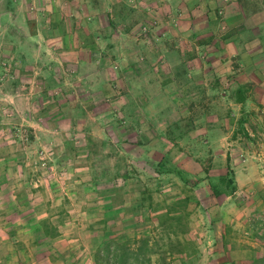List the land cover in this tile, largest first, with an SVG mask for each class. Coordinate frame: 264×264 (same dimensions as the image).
I'll return each mask as SVG.
<instances>
[{
	"label": "crops",
	"instance_id": "crops-1",
	"mask_svg": "<svg viewBox=\"0 0 264 264\" xmlns=\"http://www.w3.org/2000/svg\"><path fill=\"white\" fill-rule=\"evenodd\" d=\"M32 4H37L36 12L31 11ZM263 7L264 0H230L228 4H224L221 0H51L50 2L0 0V27L5 29V43L0 48V53L5 56V60L0 70L10 72L9 77L12 80L19 79V82L15 81L17 87L26 86L29 90L31 85L30 93L6 92L2 100L8 104H6L8 110L19 112L18 116L15 114L16 117L26 122L21 126L27 125L37 136H42L46 132L52 134L62 132V127H59L60 120L67 117L64 111L62 112L64 105L69 106L68 111L71 113L69 116L74 120H80L87 115L94 121L119 117L118 128L123 130V134L117 142L121 143L133 135L136 137L131 141L134 145L127 146L124 142L121 146L118 144L117 146H100L102 152L106 153L110 147L116 151L117 155L132 152L136 163L150 173L147 163L151 160L162 161L163 158H167L170 149L168 146H160L165 148V152L162 151L161 154L157 146H152L160 142L155 137L161 136L163 132L156 130L153 122L156 116L150 112L144 114L141 112L144 108L141 106L145 103L169 102V89L173 86L183 87L195 81L203 88L207 86L205 78L212 76L214 93L219 96L220 101L229 99L230 104L234 105V110L236 107V110L242 111L236 121L251 118L253 115L258 120L261 119L255 115V112L248 113L249 110H256L253 108L254 102L259 105L264 104V30L255 31L251 26L255 18L264 13ZM169 12L178 16L180 28L177 33L180 34L174 35L178 37L176 42L182 45L179 48L168 46L163 49L150 46L146 51L141 48L142 50H134L133 54L136 56L132 64H124L125 59L120 61L117 56L119 53L124 54L123 50L113 49L112 41L134 37V33L146 26L145 24L158 25L155 16L165 13L164 16L167 17ZM141 13L145 21L141 20ZM221 20L231 23L232 30L227 33L221 32L220 29L215 31L214 24ZM17 23L23 31H17L14 26ZM67 23L70 25L65 28L64 25ZM247 23H250V26H243ZM46 26L48 29L40 30L41 27ZM153 28H158L156 33H160V36L152 37L151 34L149 36L141 34V36L161 39L168 37L171 32L163 24L162 27ZM189 29H192L193 33L189 34ZM16 34H20L19 46H14ZM183 39L185 40L182 42ZM99 41L106 42L107 46L103 47ZM44 42L50 48L47 50L58 56L57 62L48 67L42 66L38 61L28 64L25 56L31 55V52H28L30 50L24 44L32 46V50L39 55V53H46ZM50 43L56 46L51 48ZM147 43L151 45V40L149 39ZM114 63L120 67L122 72L120 75L128 76L132 72L134 89L131 96L124 89L125 86L130 87V82L120 78V75L115 77L111 73L115 69ZM18 70L21 71L20 78L16 73ZM28 71L35 73L28 74ZM62 72L72 77L70 87L73 90L70 88L69 92L66 91L67 88L65 89ZM80 76L83 77L80 78ZM115 78L117 80L114 81ZM49 86L61 88L60 95L48 97L49 93L45 91ZM33 87L36 89L35 94L32 92ZM114 88L117 89V94L113 92ZM119 88L123 89L119 91ZM114 95L117 97L114 98ZM101 103L106 107L96 106ZM122 103H133V108L137 106L139 110L137 111V108L133 112L123 110ZM115 104H120V108L115 109L117 113L113 110L105 111L107 107ZM93 106H95L94 114L91 111ZM231 113L229 111L225 118L236 117L234 112ZM33 115L37 116L42 123L32 121ZM147 119L152 121L147 124L145 123ZM94 123L97 124V122ZM1 125L5 126L1 133L14 128L7 123ZM100 125L103 126L102 123ZM219 126L221 129L217 130L222 133L224 139L237 133L235 127L222 128L224 127L222 123ZM109 127L110 129L114 127L105 126L107 132L111 133ZM208 133L210 132L207 130L206 134ZM89 134L93 136L94 131ZM146 134H152L155 140L152 142L145 140L143 136ZM103 141L106 140L103 139L101 143ZM37 147H42L41 151H51L52 157H49V161L55 162L57 153L53 146ZM81 147L88 152L92 146ZM223 147L213 146V149L221 152ZM32 148L33 146H25L26 158H29L28 154ZM8 149V146H0V264H55V256L62 258L64 263H68L70 258L68 259L64 252H57L55 248L66 237L64 229L67 231L73 229L71 224L61 222L60 217L77 212L74 208L75 200L71 201L68 210L51 211L55 197L61 193L59 192L61 172L65 171L66 178L83 175L78 173L80 169H75L81 155L76 152V157L74 156L61 167V170L60 168L55 171L51 169L50 175L44 177L42 181L43 188L37 192H31L27 189L23 190L24 182L17 178V174L21 175L20 168L23 167L20 165V157L14 160L12 158L14 156L7 154ZM237 150L241 151L242 147L226 146V159L231 157L230 160H232ZM247 156L245 155L244 158L248 161ZM215 158L217 159L218 156L216 155L214 160ZM188 163L186 161L185 164L181 162L177 165L185 167ZM139 178L140 176L134 175V180L138 181ZM235 182L238 187L245 185L238 178ZM76 189V186H70L66 195L69 197L75 195L72 191ZM63 191L68 190L65 188ZM235 194L236 192L233 193ZM229 195L227 199L233 197ZM42 197L51 199V210L48 214L45 211L37 212L36 206V208L30 207L36 203L37 198ZM46 217H51L49 218L50 226L56 229V236L45 235L42 221ZM56 262H58L57 259Z\"/></svg>",
	"mask_w": 264,
	"mask_h": 264
},
{
	"label": "rangeland",
	"instance_id": "rangeland-1",
	"mask_svg": "<svg viewBox=\"0 0 264 264\" xmlns=\"http://www.w3.org/2000/svg\"><path fill=\"white\" fill-rule=\"evenodd\" d=\"M47 1L50 2L51 0ZM221 1L224 4L230 3V0ZM31 11H37V4H32ZM164 14L155 16L158 25L145 24L146 26H141V31L139 29L134 33V37L120 41L114 39L112 41L113 49L119 48L123 50L124 54L119 53V56H117L120 61L125 59L124 64H132L136 56L133 54L134 50H142L141 48L146 51L150 46L151 48L163 49L168 46L179 48L182 45L180 42H176L178 37L174 35L180 34L177 33L180 28L177 21L178 16L176 17L173 12L167 13V17ZM140 16L141 20L145 21L142 13ZM162 24L166 26L167 30L171 31L169 36L161 39L152 38L160 36V33H156L158 28L154 29L153 27H162ZM230 24L227 20H221L214 24L215 31L220 29L221 32L227 33L232 30ZM69 25L70 23H67L64 27H69ZM246 25L250 26V23L243 24V26ZM14 26L18 32L23 31L19 23L14 24ZM251 26L255 31L264 30V13L257 16ZM46 29H48V26L40 28V30ZM149 29L153 31L149 32ZM4 33L5 29L1 26L0 48L5 43ZM190 33H193L192 29H189ZM141 34H148V36L151 34L152 37L149 38L147 36L144 38V35L141 36ZM16 37L14 40L16 45L14 46H19L20 34H16ZM149 39L151 40V45L147 43ZM194 43L197 44V42ZM99 44L103 47L107 46L106 42L99 41ZM24 46L29 48L30 51L28 52H31V55L25 56L28 64H34L38 61L42 66L48 67L57 62L58 56L47 50L50 48L45 42L46 53H39V55L32 50V46L25 44ZM49 46L53 48L56 45L50 43ZM4 60L5 56L0 53V66H3ZM113 66H115V69L111 73L116 77L122 72L116 63ZM29 72L34 71H28V74ZM9 73L5 70H0V124H11L14 128L0 134V146H8L7 154L14 156L12 157L14 160L20 157V165L23 167L20 168L21 175L17 174V178L23 180V190L27 189L31 192L41 190L44 186L42 183L44 177L49 176L50 172L56 170L53 169L51 171L47 166V162H52L49 161V157H52V152L41 151L42 147L38 148L37 146H53L57 153V158L63 155L66 150L65 142L70 140L71 155L76 157V152L81 155L75 169H80L78 173L83 175L66 178L65 171H62V177L58 178L60 182L59 192L61 193H59L58 197H55L56 201L54 200L53 202L54 207L51 212L55 209L68 210V206L69 204L71 205L73 200H75L76 206L74 208L77 212L68 213L60 217L61 222L71 224L73 229L68 231L64 229L63 232L66 233V237L62 239L59 246L55 249L57 252H64L65 256L70 259L68 263H64L62 258L55 256V264H97L95 255L100 247L103 248L102 240L104 237L108 236L113 240H119L131 235L133 231L134 233L137 231L140 238L149 237L151 246L159 254L176 248L175 244L177 243L174 246L170 245L171 241L168 234L152 231L151 228L154 225L156 227L158 225L156 219L150 222L147 221L148 218L140 220L142 215L138 213L143 210L139 207L136 209V206L143 199V204L145 203L146 206H148L149 202L153 203L154 209L151 210L152 214H154L153 216H158L173 208L181 210L185 219L178 228V237L181 241L186 238L194 243L192 248L180 247L188 254V257H182L186 264H264V118H262L264 116V104L259 105V103L254 102L253 108L256 110H249L248 113L255 112L257 117H261L260 120L253 115L251 118L236 121L242 111L236 110V107L234 110V105L230 104L229 99L220 101L219 96L214 93V79L212 76H208L205 78L207 86L203 88L197 85L195 81H191V85L187 83L183 87L176 85L169 89V102L145 103L141 106L144 108L141 112H144V114L150 112V114L156 116L153 121L156 130L163 132L161 136L155 137L160 142H156L152 146H157L159 153L165 152V148L160 146H168V149H170L169 156L166 159L163 158V160L165 159L170 167L181 168L192 174L195 180H199V185L193 187L184 185L175 175L155 176L152 172L149 173L148 170L136 163L132 152H126V154L118 153L117 155L116 151L111 147L109 151L106 150V153L102 152L100 146H117V144L121 146V143L123 144L124 142L127 146L134 145L131 141L135 140L136 137L133 135L129 139L121 141V143L117 142V139L119 140L120 135L123 134V130L118 128V124L120 126L119 117H115V119L102 118L94 121L87 115L86 117H81L80 120H74V118L69 116L71 114L68 111L69 106L64 105L62 112L64 111L67 117L60 120L59 127H62V132L60 134L46 132L42 136H37L27 125L21 126V124H26V122L16 117L19 112L8 110V104L2 100L6 92L30 93L31 85H29V90L26 86H15L17 85L15 81L19 82V79L12 80L9 77ZM16 73L18 78H20L21 71L18 70ZM62 74L64 76L63 81L66 84L65 89L67 88L66 91L69 92L71 91L70 88L72 89L70 87L72 86V77L63 72ZM83 76H80V78ZM132 76V72L128 76H125V74L120 75V78L130 82V87H124L126 89L125 92L129 96L133 94L132 91L134 89ZM107 77L109 78L108 75ZM8 79L9 81H7ZM122 89L119 88V91ZM35 91L36 89L33 87V94H35ZM116 91L117 89L114 88L113 92L115 94H117ZM45 92L49 93L48 97H58L61 93V88L49 86ZM68 92L67 94H69ZM113 97L116 98L117 95ZM96 106L106 107L102 103ZM119 106L120 104L109 106L105 111L113 110V112L117 113L118 111L116 110L120 108ZM122 106L124 107L123 110L128 112L136 111V108L137 111L139 110L137 106L133 108V103H122L121 109ZM94 107H91L93 114ZM229 111L232 112L231 114L234 112L236 117L225 118ZM38 119L37 116H32V121L42 123ZM150 121L152 120L147 119L145 123L148 124ZM94 122H97V124ZM221 123L224 126L222 128L235 127L237 133L233 136L228 134L230 137L228 136L227 139H224L222 133L217 130L221 129L219 126ZM106 125L114 127H111L112 129L109 127V132L111 133L107 132ZM204 128L210 133L206 134L207 130L205 131ZM92 131H94L93 136L89 134ZM143 137L150 142L155 140L152 134H146ZM103 139L106 141L101 143ZM25 146H33L28 154L30 155L29 158H26ZM81 146L92 147L87 152ZM213 146L224 147L220 152L214 151ZM226 146H240L242 150H237L236 155L230 160L231 157L226 159ZM216 155L218 158L214 160ZM245 155H248V161L244 158ZM250 157L253 158L250 159ZM23 160L24 162H22ZM186 161L189 163L185 167L177 165L181 164V162L185 164ZM43 162H45V166L42 165ZM91 166L92 168H90ZM118 167L120 170L128 169L134 171L137 176H140L139 180L136 181V179L132 178L127 183L119 181L115 189L110 193H100V191L103 192L104 188L100 186L99 189V186L94 183L95 175L107 170L106 174L101 178L110 177L116 172ZM230 171L232 176L229 178H233L234 183L228 186L227 178ZM237 178L241 182L246 180L243 182L245 185L238 187L235 182ZM52 179L55 180V178ZM38 180L41 183H37ZM70 186H76L77 189L72 191V193L75 192V195L69 197L66 194H68ZM65 188L68 191H63ZM234 192H236L235 195H233ZM229 194L233 195L234 198L227 199V196H230ZM47 199L43 197L41 199L37 198L36 203L33 206L30 205V207H37V212L42 213L45 211L48 214L51 210V199L49 197ZM187 199L188 203L178 206L180 202ZM27 206L29 205L27 204ZM49 218L51 217H46L45 220L51 222ZM130 218L138 220V228L136 230L135 228L132 230V226H129L130 222L128 224L125 221L130 220ZM146 228H148V231H144ZM172 239L174 242L177 240L174 236ZM154 258L156 259L157 257L154 256ZM56 259L58 262H56ZM167 261H169V258ZM174 264L180 263L174 262Z\"/></svg>",
	"mask_w": 264,
	"mask_h": 264
},
{
	"label": "trees",
	"instance_id": "trees-1",
	"mask_svg": "<svg viewBox=\"0 0 264 264\" xmlns=\"http://www.w3.org/2000/svg\"><path fill=\"white\" fill-rule=\"evenodd\" d=\"M4 128L5 126L0 124V133L4 130ZM65 146L66 150L63 155L57 157L55 162H48L47 166L50 169H59L73 159L74 156H72L70 153V140L66 142ZM165 159L162 161L151 160L147 163L152 174H155L156 176L175 175L186 186L191 185L193 187H197L199 185V180H195L192 174L178 167H170ZM106 172L107 170L102 171L101 174L97 173L94 178V183L99 186V189L100 186H103V192L100 191V193L103 194L110 193L112 190H114L119 181L122 183H127L130 179L134 178V175H136L134 171H130L128 169L120 170L118 167L112 176L101 178L104 176V174H106ZM231 176L232 173L230 171L227 178L228 186H231L234 183L233 178H229ZM143 201L144 199L136 206V209L139 207L143 210L142 212L138 213L139 215H142L140 220L148 218L147 221L150 222L156 219L158 221V225L157 227L154 225L153 228H151L152 231L154 230V232L168 234V237L171 241L170 245L174 246V244L177 243L175 244L176 248H172L165 253L159 254V252L155 251V248L151 246L150 238H140V236L137 234V231L135 233L133 231L131 235L127 237L125 236L119 240H113L106 236L102 240L103 248L100 247L95 255L97 264H174V262L186 264L182 257H188V254L185 250L180 249V247L186 246L192 248L194 247V243L192 240L186 238L181 241V239L178 237V228L182 225L185 219L184 215L181 213V210L173 208L167 210L163 214L153 216L154 214H152L151 211L154 209L153 203L149 202L148 206H146L145 203L143 204ZM183 203H188V199L186 201L180 202L178 206L182 205ZM130 220L125 221L128 224L130 222L129 226H132V230H134V228L136 230L138 228V220L135 218H130ZM173 222L176 223L175 227V223ZM42 225L46 236L57 235L56 229L51 228L50 222L48 220L42 221ZM147 229L148 228H146L144 231H148ZM172 235L177 239L175 240L176 242L173 241ZM154 256L157 258L155 259ZM168 258L169 261H167Z\"/></svg>",
	"mask_w": 264,
	"mask_h": 264
},
{
	"label": "built area",
	"instance_id": "built-area-1",
	"mask_svg": "<svg viewBox=\"0 0 264 264\" xmlns=\"http://www.w3.org/2000/svg\"><path fill=\"white\" fill-rule=\"evenodd\" d=\"M42 165H43V166H45V163H43ZM37 183H41V181H40V180H38V181H37Z\"/></svg>",
	"mask_w": 264,
	"mask_h": 264
}]
</instances>
